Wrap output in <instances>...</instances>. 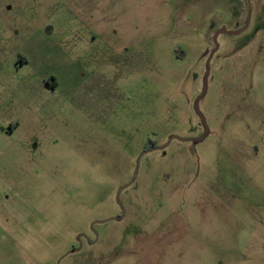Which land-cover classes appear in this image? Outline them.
Wrapping results in <instances>:
<instances>
[{"label":"rangeland","instance_id":"obj_1","mask_svg":"<svg viewBox=\"0 0 264 264\" xmlns=\"http://www.w3.org/2000/svg\"><path fill=\"white\" fill-rule=\"evenodd\" d=\"M250 7L0 0V264H264V0ZM222 28L244 30L217 38L205 128ZM149 141L166 146L135 174Z\"/></svg>","mask_w":264,"mask_h":264},{"label":"water","instance_id":"obj_2","mask_svg":"<svg viewBox=\"0 0 264 264\" xmlns=\"http://www.w3.org/2000/svg\"><path fill=\"white\" fill-rule=\"evenodd\" d=\"M243 30H244V28L239 29V30H235V31H228V30H226L225 28H222V29H220L219 31H217V32L215 33V35H214L215 48L209 53V56H208V58H207L206 71H205L204 78H203V89H202L200 95L196 98V100H195V104H194V106H195V110H196V112H197L199 118H200V119L202 120V122L204 123L205 128H206V121H205L204 114H203V113L201 112V110H200L199 103H200V100L205 96L206 91H207V87H208V77H209V73H210V61H211V59H212V56H213L214 52L216 51V48L219 46L218 41H217V38H218V36H219L220 34H222V33L235 35V34H239V33H241ZM205 136H206V134H203L202 136H200V137H196V138H180V137H177V136H172V137L170 138V141H169V142H171L173 139H180V140H182V141L200 142V141H202V140L205 138ZM165 146H166V145H164V146H154V147H152V148H150V149H147V150L143 151V152L139 155V157L137 158L135 174L137 173V169H138V167H139V165H140L141 158L143 157L144 154H146L147 152H150V151L156 150V149H163V148H165ZM131 183H132V181L129 182L128 184H126V185L120 187V188L118 189V191H117L116 199H117V202H118V204H119V206H120V208H121V210H122V214H121L117 219L122 218L123 215H124V212H125V210H124V206H123V203H122V201H121V192H122L125 188H127L128 186H130ZM112 219H114V218H109V219L103 220L102 222H107V221H110V220H112ZM81 235H82V234H80V236H81ZM80 236H79V238H80ZM79 249H80V248H75L74 251H78Z\"/></svg>","mask_w":264,"mask_h":264},{"label":"flooded vegetation","instance_id":"obj_3","mask_svg":"<svg viewBox=\"0 0 264 264\" xmlns=\"http://www.w3.org/2000/svg\"><path fill=\"white\" fill-rule=\"evenodd\" d=\"M250 3H251V0H246V6H247V12H248V15H250V10H251V7H250ZM217 30H214V32H216ZM214 32H213V37H212V42H213V48L211 49V51L215 48V44H214ZM243 32V31H242ZM218 48H219V46L216 48V51L214 52V54H213V56H212V58L215 56V54H216V52H217V50H218ZM210 51V52H211ZM208 58V57H207ZM212 60V59H211ZM206 62H207V59L205 60ZM96 93H97V97H99V98H103L104 96H103V94L99 91V92H97L96 91ZM96 93L94 94V95H96ZM201 101V100H200ZM196 111V110H195ZM197 113V112H196ZM199 120H200V122H201V125H202V120L199 118ZM202 136V135H201ZM154 147V146H153ZM150 148H152V147H149L148 149H150ZM126 189V188H125ZM123 192V191H122ZM121 192V193H122ZM119 205V204H118ZM120 207V206H119ZM96 224V222L95 223H93V227H94V225ZM80 237H83V239L85 238V235L84 234H82ZM78 241H79V243H81L82 242V240L78 237Z\"/></svg>","mask_w":264,"mask_h":264},{"label":"trees","instance_id":"obj_4","mask_svg":"<svg viewBox=\"0 0 264 264\" xmlns=\"http://www.w3.org/2000/svg\"><path fill=\"white\" fill-rule=\"evenodd\" d=\"M147 145H148L149 147H153V146H154V143H153V141H149V142L147 143Z\"/></svg>","mask_w":264,"mask_h":264},{"label":"crops","instance_id":"obj_5","mask_svg":"<svg viewBox=\"0 0 264 264\" xmlns=\"http://www.w3.org/2000/svg\"><path fill=\"white\" fill-rule=\"evenodd\" d=\"M14 128H15L14 126H11L10 131L14 130Z\"/></svg>","mask_w":264,"mask_h":264}]
</instances>
